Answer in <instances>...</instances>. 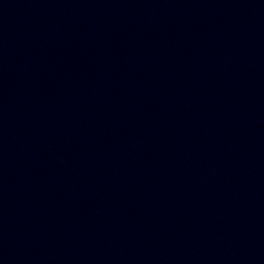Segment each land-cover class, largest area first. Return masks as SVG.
Masks as SVG:
<instances>
[{"label": "water", "instance_id": "water-1", "mask_svg": "<svg viewBox=\"0 0 264 264\" xmlns=\"http://www.w3.org/2000/svg\"><path fill=\"white\" fill-rule=\"evenodd\" d=\"M0 264H264V0H0Z\"/></svg>", "mask_w": 264, "mask_h": 264}]
</instances>
